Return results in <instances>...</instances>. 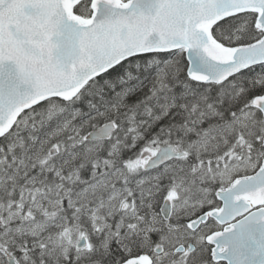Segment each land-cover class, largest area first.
<instances>
[{"label": "snow or ice", "instance_id": "obj_1", "mask_svg": "<svg viewBox=\"0 0 264 264\" xmlns=\"http://www.w3.org/2000/svg\"><path fill=\"white\" fill-rule=\"evenodd\" d=\"M0 264H264V0H0Z\"/></svg>", "mask_w": 264, "mask_h": 264}]
</instances>
